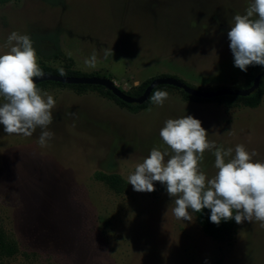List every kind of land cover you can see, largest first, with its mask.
<instances>
[{
  "label": "rangeland",
  "instance_id": "rangeland-1",
  "mask_svg": "<svg viewBox=\"0 0 264 264\" xmlns=\"http://www.w3.org/2000/svg\"><path fill=\"white\" fill-rule=\"evenodd\" d=\"M250 2L8 0L0 2V53L17 31L31 37L39 66L105 76L123 91L159 76L202 91L246 88L227 32ZM93 53L95 69L83 63ZM38 88L56 100L46 146L38 144L40 128L9 135L0 125V229L16 250L0 251V264H264L258 222L236 223L229 239L217 241L193 212V221L174 217L159 182L150 193L127 183L136 164L161 147L164 122L184 115L202 122L209 141L243 144L264 161V94L256 107L227 108L166 85L157 89L169 93L162 107L150 102L133 111L105 89L80 92L50 82ZM214 160L206 151L200 163L209 179ZM97 172L118 174L124 189L109 188Z\"/></svg>",
  "mask_w": 264,
  "mask_h": 264
},
{
  "label": "clouds",
  "instance_id": "clouds-1",
  "mask_svg": "<svg viewBox=\"0 0 264 264\" xmlns=\"http://www.w3.org/2000/svg\"><path fill=\"white\" fill-rule=\"evenodd\" d=\"M234 66L247 71L250 65L264 66V0H251L243 14L233 16L227 32ZM7 51L0 53V125L9 135L31 136L37 128L41 134L38 144L43 147L54 133L47 130L53 122L56 100L37 87L36 79L43 77L33 41L28 34L11 32L5 42ZM71 55V53H68ZM111 51L105 52V59ZM84 65L95 69L93 53ZM64 76L63 67L58 68ZM169 98L165 90L151 95L152 104L163 106ZM161 147H153L142 162L127 177V183L137 192H152L154 182L165 186L172 198V212L177 220L193 221L191 212L211 210L210 221L235 220L258 222L264 228V161L243 144L224 148L209 141L208 131L192 115L169 118L159 131ZM206 151L215 157L216 172L207 178L200 163ZM167 157V160L165 159Z\"/></svg>",
  "mask_w": 264,
  "mask_h": 264
},
{
  "label": "trees",
  "instance_id": "trees-1",
  "mask_svg": "<svg viewBox=\"0 0 264 264\" xmlns=\"http://www.w3.org/2000/svg\"><path fill=\"white\" fill-rule=\"evenodd\" d=\"M8 0H0L1 3H4ZM40 68L43 70V72H49L53 74H59L57 69L51 68L46 65H41ZM65 75L64 76H79V75H94V74H85L80 73L75 70L70 69L69 67H65ZM264 66L259 65H250L247 69V71H241L242 76L245 80L246 88L249 87L255 78L259 79V85L258 87L251 92L249 95L246 96H238V95H219L211 98H202V97H195L192 95H189L184 92V96L186 98H192L199 101H216L218 104L224 105L227 108L238 106L239 104H242L243 106L247 107H256L261 103L262 96L264 94ZM60 75V74H59ZM151 81V79H148L141 83L138 88L134 89L132 92L130 91H124L127 94L131 96H138L141 94L144 90V88L147 86V84ZM53 83V84H59V85H66L65 83L55 82V81H42L37 83V87L43 86L46 83ZM71 86H74L77 88V90L84 91L87 87H94L98 89H105L104 87L100 85H94V84H68ZM167 84L158 85L156 86L149 98L142 104L137 103H126L122 101L121 99L117 98L115 95L112 94L110 90H106V93L114 97L120 104L127 106L128 108L132 109L133 111H136L139 108L146 107L150 102V97L156 91L159 86H166ZM96 178L106 183V185L113 189L116 192H121L124 189V182L123 179L116 173H102L97 172L95 174ZM195 215L196 221L200 227V229L209 237H211L214 240L217 241H223L226 239H229L232 234L234 233L236 222L235 220L230 221H221L219 225H216L210 221V209H203L201 212L196 213L193 212ZM0 251L5 256H11L16 250H15V244L13 241L8 240L2 230L0 229Z\"/></svg>",
  "mask_w": 264,
  "mask_h": 264
},
{
  "label": "water",
  "instance_id": "water-1",
  "mask_svg": "<svg viewBox=\"0 0 264 264\" xmlns=\"http://www.w3.org/2000/svg\"><path fill=\"white\" fill-rule=\"evenodd\" d=\"M264 72V70H263ZM43 77L35 78L36 84L42 81H55L65 84H94L100 85L107 90H110L113 95L117 98L121 99L126 103H144L150 96L152 90L158 85H172L177 88L182 89L185 93L202 98H211L219 95H238V96H246L253 92L259 85V79L255 78L253 83L247 88L240 89H230V88H219L216 90H208L202 91L196 88H193L183 81L171 77V76H159L152 78L151 81L144 88L143 92L138 96H131L124 92L121 88L116 86L113 81L105 76H97V75H79V76H61L59 74H53L49 72H43Z\"/></svg>",
  "mask_w": 264,
  "mask_h": 264
},
{
  "label": "flooded vegetation",
  "instance_id": "flooded-vegetation-1",
  "mask_svg": "<svg viewBox=\"0 0 264 264\" xmlns=\"http://www.w3.org/2000/svg\"><path fill=\"white\" fill-rule=\"evenodd\" d=\"M48 58H62L61 56H51V57H48Z\"/></svg>",
  "mask_w": 264,
  "mask_h": 264
}]
</instances>
